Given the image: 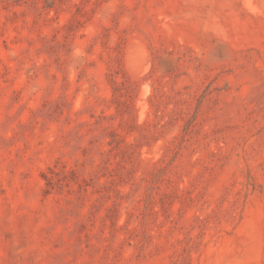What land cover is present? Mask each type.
I'll return each instance as SVG.
<instances>
[{"label": "rangeland", "instance_id": "1", "mask_svg": "<svg viewBox=\"0 0 264 264\" xmlns=\"http://www.w3.org/2000/svg\"><path fill=\"white\" fill-rule=\"evenodd\" d=\"M0 264H264V0H0Z\"/></svg>", "mask_w": 264, "mask_h": 264}]
</instances>
